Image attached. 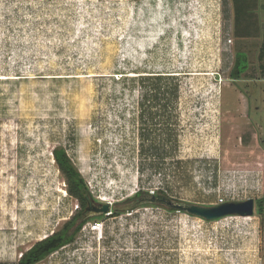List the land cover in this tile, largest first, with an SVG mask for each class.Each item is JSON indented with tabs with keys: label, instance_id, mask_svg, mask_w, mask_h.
I'll return each mask as SVG.
<instances>
[{
	"label": "rangeland",
	"instance_id": "374dc122",
	"mask_svg": "<svg viewBox=\"0 0 264 264\" xmlns=\"http://www.w3.org/2000/svg\"><path fill=\"white\" fill-rule=\"evenodd\" d=\"M263 41L264 0H0V264L81 209L57 149L113 214L37 264H263ZM151 192L254 213L127 205Z\"/></svg>",
	"mask_w": 264,
	"mask_h": 264
},
{
	"label": "trees",
	"instance_id": "16d2710c",
	"mask_svg": "<svg viewBox=\"0 0 264 264\" xmlns=\"http://www.w3.org/2000/svg\"><path fill=\"white\" fill-rule=\"evenodd\" d=\"M244 57V58H243ZM246 57L243 54L236 53L235 61L231 72L229 74L233 81L240 79V75L246 70L247 65ZM54 160L58 166L59 171L65 177L67 182V191L74 197L81 207L75 215H73L57 232L52 233L45 239L35 243L27 251L20 255L17 264H37L40 261L47 258L49 255L60 250L66 245L73 242L75 236L81 231L82 227L86 224L87 220V208L92 201V197L86 187V184L79 174V172L73 167L70 158L67 156L66 152L62 149H57L53 151ZM257 213L264 215V196L257 200ZM149 206L162 207L158 204H144ZM133 204L129 208L134 209ZM169 211L174 212V209H169ZM120 211L119 208L115 209V213ZM113 214V213H110ZM264 264V260H263Z\"/></svg>",
	"mask_w": 264,
	"mask_h": 264
},
{
	"label": "water",
	"instance_id": "95a60500",
	"mask_svg": "<svg viewBox=\"0 0 264 264\" xmlns=\"http://www.w3.org/2000/svg\"><path fill=\"white\" fill-rule=\"evenodd\" d=\"M158 204L166 208L182 211L191 216L199 217L206 221L221 219L227 216L248 217L254 213V200L247 199L241 202H224L214 206H201L196 204L173 201L165 196L154 195L151 193L141 194L136 205ZM91 208H88L87 218L99 214H110L111 207L109 203H94L90 201Z\"/></svg>",
	"mask_w": 264,
	"mask_h": 264
},
{
	"label": "crops",
	"instance_id": "0c3cea01",
	"mask_svg": "<svg viewBox=\"0 0 264 264\" xmlns=\"http://www.w3.org/2000/svg\"><path fill=\"white\" fill-rule=\"evenodd\" d=\"M254 40V39H253ZM253 40H251V41H253ZM253 43V42H252ZM251 43V44H252ZM256 45H258V44H256ZM263 45H264V41H263ZM245 46H247V45H244L243 43H241V42H239L238 41V43H237V47H241V48H243V51L241 50V49H237L238 51H237V53H243V52H246V49H245ZM249 46H253V45H249ZM244 49H245V51H244ZM250 51H251V54H252V56L254 57V55H255V59H251V62H254V63H257L258 64V66H256L255 64L253 65V67H252V71L255 73V71H257V72H259L260 73V75H262L261 77H260V80L261 81H263L264 82V71H260V66H259V61H258V57H259V55H261V53H259L260 52V49H258V46L257 47H255L254 46V48H252L251 47V49H250ZM248 54V53H247ZM250 54V55H251ZM254 67H256V68H254ZM256 74V73H255ZM131 76H135L134 74H131ZM258 78V77H257ZM238 81V80H237ZM239 94L242 96V94L239 92ZM168 102V103H167ZM167 102H160V103H158L157 104V107H159V108H161L162 109V111L164 112L165 111V109H169V101H167ZM248 104V103H247ZM247 108H249V104L247 105ZM258 109V108H257ZM249 110V109H248ZM259 172V171H258ZM248 199H250V198H248ZM260 199V198H259ZM247 200V199H246ZM224 202H228V201H226V199L223 201V203ZM219 204H221V203H219ZM215 205H218V204H215Z\"/></svg>",
	"mask_w": 264,
	"mask_h": 264
},
{
	"label": "built area",
	"instance_id": "2783aa9c",
	"mask_svg": "<svg viewBox=\"0 0 264 264\" xmlns=\"http://www.w3.org/2000/svg\"><path fill=\"white\" fill-rule=\"evenodd\" d=\"M228 44H232V41L228 39ZM151 194H154L151 192ZM220 203H223V200H219ZM86 226L88 227V231L96 235L97 237L101 238L102 233H103V226L99 222H94V223H87ZM86 227L83 226L82 230L85 229Z\"/></svg>",
	"mask_w": 264,
	"mask_h": 264
},
{
	"label": "flooded vegetation",
	"instance_id": "af4514ba",
	"mask_svg": "<svg viewBox=\"0 0 264 264\" xmlns=\"http://www.w3.org/2000/svg\"><path fill=\"white\" fill-rule=\"evenodd\" d=\"M141 194H139V195H137L132 201H130L129 203H127V205L128 204H131V205H129V206H132L133 204L135 205V203H136V200H137V198L140 196ZM156 195H158V194H156ZM90 206V205H89ZM90 208V207H89ZM88 209V208H87ZM87 213H89L88 212V210H87Z\"/></svg>",
	"mask_w": 264,
	"mask_h": 264
}]
</instances>
